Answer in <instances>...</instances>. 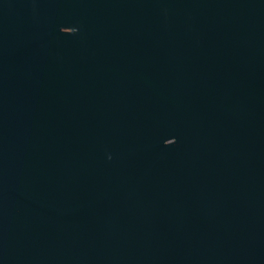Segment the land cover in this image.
<instances>
[{"label": "water", "instance_id": "obj_1", "mask_svg": "<svg viewBox=\"0 0 264 264\" xmlns=\"http://www.w3.org/2000/svg\"><path fill=\"white\" fill-rule=\"evenodd\" d=\"M0 264H264V0H0Z\"/></svg>", "mask_w": 264, "mask_h": 264}]
</instances>
